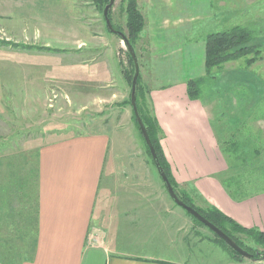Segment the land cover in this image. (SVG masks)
Here are the masks:
<instances>
[{"label":"rangeland","instance_id":"1","mask_svg":"<svg viewBox=\"0 0 264 264\" xmlns=\"http://www.w3.org/2000/svg\"><path fill=\"white\" fill-rule=\"evenodd\" d=\"M24 1L33 5L38 2ZM95 1L40 0L39 11L28 12L37 15V18L20 15L19 18L12 16L11 19L0 20L12 30L0 27V45L27 49H20L18 56L15 53L9 55L8 58H13L8 59L9 66H2L5 110L0 114V173L8 168L22 170L23 173L34 169L39 144L70 134L103 131L110 137L107 157L113 165L112 169L118 171V177L120 172L127 170L150 171L151 178L145 173L143 178L141 174L134 180L142 184L151 179L153 185L161 186L167 193L133 115L130 92L134 63L130 61L128 49L120 36L108 30L103 12ZM161 1L164 4L156 26L164 29V45L173 48L184 42L186 44L182 53L183 64L176 65L178 61L170 60L169 65L162 68L161 72L167 73L161 74L159 81L179 79L183 75L182 70L187 67L190 75L184 81L186 92L187 81L198 79V97L212 120L220 147H240L247 153L246 156L240 153L245 157L242 161L249 163V173L259 184L257 190H264V128L263 131L256 128L264 127V0ZM136 2L141 13L146 14L150 27L154 0ZM125 4L126 0H114L110 14L113 26L124 34L127 33ZM31 18L32 24L42 23L44 18H48L57 24L56 29H52L49 37L45 36L42 25L38 26L42 30L39 29L40 34L32 33V26L26 32L24 25L29 24ZM233 26L248 30L251 40L243 46L251 50L213 67L206 74L198 58V48L204 45L209 33L228 31ZM139 35L133 48L136 60L138 48L145 41ZM43 42H47L48 46ZM190 46H193L192 50H188ZM107 47L106 57L97 59ZM256 49L259 54L254 52ZM190 52L192 56L186 59ZM249 59L252 61L248 64ZM88 60L96 61L83 63ZM137 63L139 68L138 60ZM115 65L120 68L115 75L119 77L116 87L94 89L104 73H108L109 66L115 69ZM142 73L138 72L137 94L140 98L142 95L145 97L144 113L152 119L154 106ZM154 130L156 134L160 133L156 126ZM228 155L233 162L236 157ZM169 169L171 172L170 165ZM171 177L179 196L196 207L212 205L191 182L178 183L173 175ZM114 179L133 180L123 176ZM177 207L184 213L186 259L194 258L199 264H264L262 255L253 259L235 256L209 228L195 221L182 207ZM248 229L253 228H231L229 231L242 248L264 254V243Z\"/></svg>","mask_w":264,"mask_h":264},{"label":"crops","instance_id":"2","mask_svg":"<svg viewBox=\"0 0 264 264\" xmlns=\"http://www.w3.org/2000/svg\"><path fill=\"white\" fill-rule=\"evenodd\" d=\"M163 4L154 0L150 27L142 13L144 26L139 36L145 41L138 48L137 60L150 90L154 116L163 130L160 146L172 175L178 183L191 182L202 197L240 225L264 233V190L233 200L217 179L228 164L204 105L187 96V67L181 78L159 81L170 60L178 61L176 65L183 61L186 44L164 45V29L156 26ZM39 5L40 0L36 5L3 0L0 20L20 15L35 19L37 15L28 12L39 11ZM33 18L24 25L26 32L32 26V33L40 34L38 26L42 25L49 37L56 29L57 24L48 18L32 24ZM0 27L12 32L4 22ZM20 49L0 45V114L5 110L2 66H9L8 59L13 58L8 56H18ZM108 49L97 59L105 58ZM198 49L203 64L204 45ZM189 54L186 59L192 52ZM116 67L109 66L93 88L116 87L119 77L115 75L120 71ZM256 128L263 131L264 127ZM109 142L103 131L70 134L39 144L34 169L27 173L9 168L1 171L0 264H199L194 258L186 259L184 213L151 179L142 184L134 180L145 173L151 178L150 171L127 170L118 177L107 157ZM122 176L133 180L114 179Z\"/></svg>","mask_w":264,"mask_h":264},{"label":"trees","instance_id":"3","mask_svg":"<svg viewBox=\"0 0 264 264\" xmlns=\"http://www.w3.org/2000/svg\"><path fill=\"white\" fill-rule=\"evenodd\" d=\"M109 0H96L95 4L99 5L98 8L102 10L104 6L107 4ZM112 7V6H111ZM123 10L126 14V29L127 33H123V31L119 30L118 28L114 27L116 30L120 31L121 33L124 34L126 40L129 42L131 45L132 49L134 48V42L137 39L138 35L140 34L141 30L143 29L144 26V17L141 13V11L137 7V2L136 0H126V4L123 7ZM111 8L108 10V17L111 20ZM112 22V21H111ZM109 30V29H108ZM110 31V30H109ZM111 32V31H110ZM115 33V32H114ZM118 35L117 33H115ZM119 36V35H118ZM121 38V37H120ZM248 40H251V36L248 32V30L244 27L240 26H233L230 30L228 31H221V32H212L209 33L205 39L204 43V55H203V68L204 72L206 74H209L211 72V69L215 66H220L222 63L235 59L239 57L241 54H245L246 52L250 51L251 49L247 46H243L244 43H246ZM4 43V42H3ZM13 46H16L14 43L12 44ZM235 47V48H234ZM47 48V47H45ZM128 51V50H127ZM255 53L259 54L258 50L256 49L254 51ZM129 53V51H128ZM130 56V61L132 62L131 55ZM252 60L249 59L247 62L248 64ZM138 78L137 77V83H138ZM197 80L198 79H189L187 81V93L190 99H199L198 97V87H197ZM138 88L136 84V106L138 109V113L143 121V124L148 132L150 141L155 149V152L157 154L159 163L164 170L165 174L168 177V180L170 181L172 187L174 188L177 196L187 203L188 205L192 206L194 209H196L201 215H203L207 220H209L211 223L216 225L218 228H220L224 233H226L229 237H231L239 246L241 244L235 240L234 236L231 234L229 231L231 228L235 230H247V228L239 225L235 221H233L230 217L222 213L219 209L212 205H207L206 208H200L194 206V204H191L188 200L183 198L182 196H179L175 184L173 183L172 177H171V172L169 169V164L163 154L162 148L160 146V136H163V131L158 125V122L154 116L152 119L148 118L147 115H145V97L142 95L141 98L139 97V94H137ZM140 98V99H139ZM134 115V113H133ZM135 118V115H134ZM136 120V118H135ZM137 122V121H136ZM137 124V123H136ZM154 126H156V129L159 130V134H156L154 130ZM137 127L139 129V126L137 124ZM140 131V129H139ZM140 134L142 135L141 131ZM157 135V136H156ZM143 137V135H142ZM144 140V139H143ZM145 142V141H144ZM232 144V143H231ZM146 145V143H145ZM147 146V145H146ZM222 150V153L227 161L228 164V169L225 173L217 177V179L220 181L224 189L228 192L231 198L235 200H242L255 192H258L257 186L259 185L258 183L255 182L253 179V176L249 173L248 170V164L246 163L247 160L245 157L240 156V153H244V156L248 155L240 147H220ZM148 149V146H147ZM229 150V152H228ZM149 153V149H148ZM234 155L238 160L240 159V162L236 159L233 158V162H231V158L228 155ZM246 154V155H245ZM150 155V153H149ZM151 158V155H150ZM152 159V158H151ZM153 161V160H152ZM251 171V170H250ZM170 172V173H169ZM189 214V213H188ZM190 215V214H189ZM192 218L197 221L198 223L202 224L199 222L197 219H195L193 216ZM250 230L249 232L256 237V239L262 243H264V233L257 230V229H248ZM214 234V233H213ZM215 235V234H214ZM216 239L219 240V242L224 245L226 248L230 249L235 256H238L233 249H231L221 238L217 237L215 235ZM243 247V246H241ZM244 249V248H243ZM246 251L252 253L250 250L246 249ZM254 254V258H259L262 253H252Z\"/></svg>","mask_w":264,"mask_h":264},{"label":"water","instance_id":"4","mask_svg":"<svg viewBox=\"0 0 264 264\" xmlns=\"http://www.w3.org/2000/svg\"><path fill=\"white\" fill-rule=\"evenodd\" d=\"M114 0H109L108 3L104 6L103 8V16H104V20H105V24L107 26V28L111 31V32H115L117 33L122 41L125 43L131 58L133 60L134 63V73L132 76V80H131V92H130V103L132 106V110L133 113L135 115L137 124L139 126V129L143 135V139L146 143V145L148 146L149 149V153L151 155V158L156 166V169L165 185L166 191L168 193V195L170 196V198L174 201V203H176L177 205H179L180 207H182L187 213H189L191 216H193L195 219H197L199 222H201L203 225H205L207 228H209L217 237L221 238L231 249H233L237 254H239L240 256L244 257V258H249V259H253V254L246 251L245 249H243L241 246H239L231 237H229L226 233H224L220 228H218L216 225H214L213 223H211L209 220H207L203 215H201L196 209H194L192 206L188 205L187 203H185L184 201H182L176 194L174 188L172 187L170 181L168 180L167 175L165 174L164 170L162 169L157 154L155 152V149L150 141L148 132L143 124V121L138 113V109L136 106V100H135V90H136V82H137V77H138V72H139V68H138V63L136 60V56L134 54V51L131 47V45L129 44V42L126 40L125 36L123 35V33H121L120 31L116 30L115 28H113L112 23L110 18L108 17V10L111 8V6L113 5ZM259 253V252H257ZM262 258H264V254H262Z\"/></svg>","mask_w":264,"mask_h":264}]
</instances>
